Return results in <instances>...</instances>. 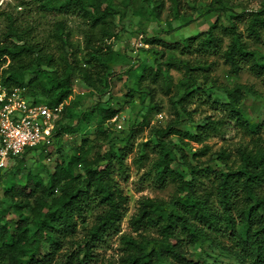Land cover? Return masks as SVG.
<instances>
[{
	"label": "rangeland",
	"instance_id": "rangeland-1",
	"mask_svg": "<svg viewBox=\"0 0 264 264\" xmlns=\"http://www.w3.org/2000/svg\"><path fill=\"white\" fill-rule=\"evenodd\" d=\"M68 1L0 0V39L13 24L24 39L20 41L17 36H13V40L21 43L26 41L34 46L37 64L27 74V80L37 76H66L70 67L64 58L72 50L76 51L79 64L84 68L95 67L105 73H120L137 65L138 72H141L145 67L162 63V74L157 81H153L150 75L143 81L142 89L151 90V95L144 99V105L137 95H127L128 89L134 86V75L116 76L111 94L99 84V90L103 92L101 95L76 79L74 92L66 101L70 108L62 109L56 119L57 135L52 143L10 156L5 165L0 167V207L5 187L13 183H25L29 173L38 174L48 182V174L54 169L60 155L81 154L94 158L97 152H105L109 148V139H95L94 130L99 120L97 114L92 116L89 123L80 119V115L100 100L105 102L111 96L117 114L105 123L110 139L116 147L123 146L130 131H137L125 156L127 174L117 178L123 194L128 197L126 211L117 227L109 230L105 239L93 247L95 255L90 264H120L129 248L130 238L144 242L143 250L149 252L153 245L144 238L164 237L158 225L136 228L132 223V218L139 213L144 203L148 199L163 201L170 210L176 211V202L182 203L186 198V193L181 191L177 181L167 176L161 182L157 175L162 169V165L157 164L160 157L158 129L172 127L174 133L164 138L168 144L170 168L182 173L187 180L191 179V174L183 164L184 160L194 165L202 162L200 166H209L215 172L225 168L216 159L217 153L222 150L230 151L234 158L239 148L252 146L253 140L259 136V146L264 148V72L257 74L244 63V67L234 73L223 56V51L230 43L239 39L248 50L256 51V57L264 63V26H260V39L248 27L254 13L264 12V0H162L163 4L158 7H155L157 0H105L104 3L112 8V13L107 16L108 26L119 34L115 40L106 39L107 43L113 44L115 51L112 62L86 55L89 50L85 38L87 31L93 30L96 38H103L100 31L103 25L92 27L94 14L89 4H95L97 0H84L80 10L61 7ZM83 5L86 9H83ZM208 29H212L221 40L218 52L213 49L205 51L199 45ZM192 37L196 38L189 39V47H186V39ZM151 38H159L160 41L148 42ZM51 58L55 64L53 67L49 65ZM170 61L175 64L167 65ZM183 64H188L202 81L206 79L205 89L198 91L193 101L184 106L178 100L190 91L192 82L188 81V72ZM38 66L47 73L38 71ZM202 81L195 86H200ZM237 84L244 85L240 106L246 121L259 125L255 132L232 118L222 107V103L228 101L225 88H233ZM49 88L47 84L46 93L37 90L39 101H48ZM210 122H215L216 129L205 128ZM64 126H73L77 133H68L63 129ZM201 129L208 130V133L200 140ZM85 137L90 141L85 148H81ZM206 146L209 149L203 153ZM143 151L146 156L140 163ZM204 174H200L202 183L196 187L198 192L213 185L212 177L209 179ZM215 204L218 205L217 202ZM101 211V207H95L87 212L86 223L79 224L75 235L65 240L57 256L62 257L64 252L84 248L88 237L87 228L95 223ZM7 213L9 217L14 216L12 211ZM177 232L183 238L182 244L188 254H198L200 264H239L234 256L221 248L211 243H191L180 229ZM45 250L44 247L43 252ZM153 264L171 263L154 261Z\"/></svg>",
	"mask_w": 264,
	"mask_h": 264
},
{
	"label": "trees",
	"instance_id": "trees-1",
	"mask_svg": "<svg viewBox=\"0 0 264 264\" xmlns=\"http://www.w3.org/2000/svg\"><path fill=\"white\" fill-rule=\"evenodd\" d=\"M104 1L97 0L95 4H89L94 14L92 27L102 24L100 31L103 38H96L93 30L87 31L85 38L89 50L86 55L112 62L115 51L112 48L113 44L107 43L106 39L115 40L119 34L110 30L108 26L107 16L112 13V8ZM83 3L84 0H69L61 7L80 10ZM162 4V0H157L155 7ZM83 9H86L85 5ZM263 13H254L248 26L257 39L261 37L260 26H264ZM233 28L234 25L232 30ZM204 34L199 42L201 49L205 51L213 49L214 52H218L221 40L214 35L212 29L206 30ZM13 36H17L20 41L24 40L18 29L10 24L9 30L0 39V84L8 90L14 87L23 88L24 95L37 102H41L38 100L37 90L46 93L49 84V98L45 103L50 106L62 105V109L70 108L66 101L74 92L76 79L100 95L103 92H100L99 84L111 94L113 79L121 74L128 77L134 75V86L128 89L127 95H137L144 105V99L151 95V90L142 89L143 81L148 75L153 81H157L164 66L162 63H156L153 67H145L138 72V66L132 65L120 73H105L95 67L89 69L80 66L76 51L72 50L64 58L70 67L66 76H37L27 80V74L37 64L35 49L26 41L23 43L14 41ZM194 38L196 37L186 39V47H189V39ZM147 41L154 42L160 39L151 38ZM223 56L234 73H238L244 67V63L257 74L264 72V63L256 57V51L248 50L239 39L230 43L223 51ZM173 64L175 62L170 61L167 65ZM49 65L52 67L55 65L52 58ZM183 66L188 72V81L192 82L190 84L192 88L179 98L178 103L182 106L193 101L196 93L205 89L206 83V79L202 81L191 71L192 68L188 64ZM38 71L47 73L39 66ZM46 79H49L48 82ZM200 81L202 84L195 86ZM225 90L228 101L222 103L223 109L250 131H257L259 125L247 122L240 106L244 85L237 84ZM111 99L110 96L105 102L100 100L90 110L80 115V119L89 123L92 116L97 114L99 120L94 130L95 139L98 141L109 139V148L105 152H97L94 158L81 154L70 156L62 154L57 158L54 169L49 172L48 182L38 174L29 173L25 183H13L5 187L0 207V264H90L95 255L93 247L98 241L105 239L109 230L117 227L124 216L128 201L117 178L127 174L125 156L137 130L132 129L126 136L125 144L116 147L114 141L110 139L108 128L105 127V123L117 114ZM205 128L216 129L215 122H210ZM63 129L71 134L77 133L73 126H64ZM207 131L203 129L199 131L200 140L208 133ZM171 133H174L171 126L157 130L160 147L157 164L162 165L157 175L161 182L167 176L177 181L181 191L186 193V198L183 204L181 201L176 202L178 206L176 211L170 210L168 204L163 201L148 199L131 221L136 228L158 225L164 237H145L144 240L153 245L149 252L143 250L144 242L130 238L129 248L120 264H153L154 261L200 264L198 254H188V250L184 248L183 238L178 235V229L186 234L191 243L200 245L211 243L234 256L239 264H264V148L259 146L260 136L253 140L252 146L239 148L234 158L230 151L222 150L217 153L216 159L220 160L225 168L215 172L209 166H200L202 162L194 165L184 160L183 164L191 174V179L187 180L182 173L170 168L168 144L164 138ZM56 135L55 127L53 138ZM89 141L88 137L83 138L81 148H85ZM39 146L47 145L30 147L25 151L37 149ZM207 149L209 148L206 146L203 151ZM145 156L146 152L143 151L140 163L145 160ZM201 173H206L204 175L209 179L212 177L213 185L198 192L196 187L202 183ZM95 207H101L102 211L97 214L95 223L87 228L88 237L84 248L79 246L78 250L64 252L61 254L62 257L57 256L61 253L65 240L72 239L79 224L86 223L87 212ZM8 211H12L14 216L9 217Z\"/></svg>",
	"mask_w": 264,
	"mask_h": 264
},
{
	"label": "built area",
	"instance_id": "built-area-1",
	"mask_svg": "<svg viewBox=\"0 0 264 264\" xmlns=\"http://www.w3.org/2000/svg\"><path fill=\"white\" fill-rule=\"evenodd\" d=\"M24 89L0 86V167L27 148L50 145L63 106L33 101Z\"/></svg>",
	"mask_w": 264,
	"mask_h": 264
}]
</instances>
